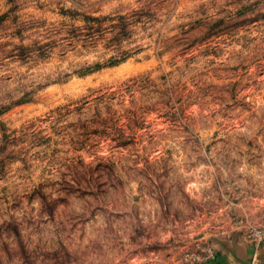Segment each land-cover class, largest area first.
<instances>
[{
  "label": "rangeland",
  "instance_id": "1",
  "mask_svg": "<svg viewBox=\"0 0 264 264\" xmlns=\"http://www.w3.org/2000/svg\"><path fill=\"white\" fill-rule=\"evenodd\" d=\"M264 230V0H0V264H215Z\"/></svg>",
  "mask_w": 264,
  "mask_h": 264
},
{
  "label": "crops",
  "instance_id": "2",
  "mask_svg": "<svg viewBox=\"0 0 264 264\" xmlns=\"http://www.w3.org/2000/svg\"><path fill=\"white\" fill-rule=\"evenodd\" d=\"M245 237L226 241L215 264H264V238Z\"/></svg>",
  "mask_w": 264,
  "mask_h": 264
},
{
  "label": "built area",
  "instance_id": "3",
  "mask_svg": "<svg viewBox=\"0 0 264 264\" xmlns=\"http://www.w3.org/2000/svg\"><path fill=\"white\" fill-rule=\"evenodd\" d=\"M254 236L257 238L263 239L264 238V230L258 231L257 233H255Z\"/></svg>",
  "mask_w": 264,
  "mask_h": 264
}]
</instances>
